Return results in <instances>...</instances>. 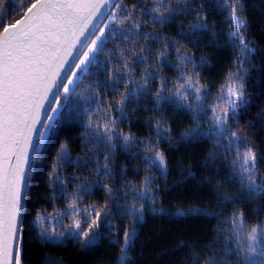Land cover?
<instances>
[{
    "label": "trees",
    "instance_id": "obj_1",
    "mask_svg": "<svg viewBox=\"0 0 264 264\" xmlns=\"http://www.w3.org/2000/svg\"><path fill=\"white\" fill-rule=\"evenodd\" d=\"M120 2L125 12L132 13L123 25L130 31L125 36L109 35L96 57L98 63L83 74L72 100L55 114L45 138L41 141L39 136V149L32 154L35 158L30 162L24 191L23 264H204L214 255L223 264H232L235 255L226 254V247L234 248L236 242L235 234L229 235L232 217L245 213L249 231L264 223V191L252 195L242 188L239 176L233 175L237 150H225L229 137L214 134L212 117L218 104L217 111L227 107L216 97L230 83L229 75L240 73L249 103L241 106L237 121L228 127L232 132L247 133L245 138L264 157V119L260 118L264 115V0H240L238 6L237 14L244 19L240 34L251 49L248 52L242 51L238 38L230 36L235 25L229 19V0H161L163 7L175 9L171 15L164 13L168 17L165 23L151 19L156 0ZM14 3L19 13L12 7ZM4 10L12 11L13 18L23 12L19 0H0V13ZM133 19L141 22L140 31L132 27ZM197 24L206 30L194 27ZM169 42L167 60L157 68ZM176 49L191 57L194 66L182 65ZM134 52L143 56L144 62L121 58V53L131 57ZM120 65L133 71L118 72ZM174 65L185 73H202L195 80L208 86L201 101L204 113L195 111L194 95L185 102L192 105L190 111L178 106L175 97L157 107L162 77L168 82L165 96L184 82ZM105 66L119 83L110 86ZM146 72L154 79L141 88ZM125 94L130 99L121 105ZM92 97L99 107L95 102L91 106L85 103V98ZM121 107L126 118L114 131L133 136L135 142L125 150L123 139H114L111 143L116 148L112 150L109 143L88 135L86 125L92 121L93 128L102 133L111 120L120 118ZM196 125L200 131L192 135L190 130ZM62 146H66V156ZM148 148L153 156L163 153L165 171L145 163ZM105 165L110 175L105 174ZM148 177L150 191L146 199H139L135 193ZM261 182L264 160L257 180ZM81 185L85 191H80ZM105 186L115 200L109 199ZM133 205L141 209L136 216L129 214ZM91 206L106 213L91 245H86L82 234L79 239L60 238L59 243L42 237V230L49 234L72 231L77 221L87 231L95 219L94 213L85 216ZM38 217L44 218L42 223H37ZM126 232L131 236L127 245Z\"/></svg>",
    "mask_w": 264,
    "mask_h": 264
},
{
    "label": "snow or ice",
    "instance_id": "obj_2",
    "mask_svg": "<svg viewBox=\"0 0 264 264\" xmlns=\"http://www.w3.org/2000/svg\"><path fill=\"white\" fill-rule=\"evenodd\" d=\"M229 2L232 4L229 19L235 25L230 36L239 39L244 46L242 51H251L245 43V36L240 34V29L244 25V19L237 14L240 0ZM19 3L23 12L18 18H13V12L9 10L0 13V264H23L22 225L25 212L24 183L29 174L27 166L35 158L30 154V150L40 147L34 137L39 135L43 138L46 134L38 125L45 129L51 126L50 121L55 118V114L61 112L72 100L83 74L92 64L98 63L96 57L104 50L109 35L113 37L127 35L130 29L124 28V21L132 17L131 12H125L120 0H28V3L19 0ZM12 7L19 13L20 9L16 8L15 3ZM151 11L153 13L151 19L154 22L165 23L168 17L164 13L171 15L175 9L163 7L161 0H156V6ZM132 27L140 31L141 22L133 19ZM194 27L206 30L203 24ZM146 37L156 39L152 34H146ZM166 49L162 54L163 59L157 61V68L162 67L167 60L171 42ZM146 50L150 51L141 49ZM176 52L182 65L194 66L195 62L191 57L180 55L179 49H176ZM121 58L125 61L135 59L144 62V57L138 56L135 52L131 57L121 53ZM173 67L180 72L179 79L184 82L179 87L168 90L170 96H165L168 82L162 77L161 87L157 92V107L165 100L175 97L178 106L190 111L192 105L185 102L191 100L194 95L195 111L204 113L206 109L201 101L208 94V86L201 85L195 80L202 73L189 74L179 66ZM104 71L109 74L107 66ZM117 71L128 74L133 69L120 65ZM237 76H241L239 81L236 79ZM151 79H154L153 74L146 72L142 78L141 88ZM228 79L230 83L226 84L216 97L227 107L222 112L217 111L219 104L217 109H213L214 134L219 138L225 135L229 137V144L225 150L228 152L234 148L237 150L236 160L233 162V175L239 176L242 188L255 195L264 191V182L257 183L260 164L264 157L255 151L254 144L245 138L247 133L242 135L239 132H232L228 127L230 122L237 121L241 106L249 103L242 75L233 73ZM115 83H119V80L114 74H109L110 86ZM226 96L228 99H225ZM128 99L130 96L125 94L121 98V105ZM93 102L99 107L96 97L85 98V103L89 106ZM119 111L120 118L111 120L109 122L111 126H105L102 133L93 128L92 121L86 125V132L102 143H109L112 150H115L116 144H112L111 141L123 139L124 148L127 150L133 145L135 138L114 131L116 125L126 118L123 107ZM260 118L264 119V115ZM190 131L195 135L200 131V126L196 125ZM157 135L160 136L159 131ZM63 147L66 146H62V155L66 156ZM240 149L246 151L241 153ZM145 151L146 164L162 172L166 170L163 153L157 152L153 156L150 148ZM104 171L106 175H110L107 165ZM97 174L99 175V170ZM150 184L151 177H148L144 187L135 193L136 197L146 199ZM105 190L109 193V199L115 200L112 190L107 186ZM80 191H85L83 185L80 186ZM71 207L75 210V204ZM140 211L141 209L133 205L129 214L136 216ZM93 213L95 219L88 225L87 231L82 229V222L77 221L72 231L49 234L42 230L41 235L44 239L59 243L62 242L60 238L67 236L79 239L82 234L86 245H91L103 215L106 214L96 212L95 206H91L90 210L85 211V216ZM245 215L241 212L232 217L229 235L235 234L236 242L234 248L226 247V254L235 255L232 264H264V223H257L249 231L245 226ZM43 219L38 217L37 223H42ZM130 239L131 236L126 232L125 245ZM204 264H223V260L214 255L205 260Z\"/></svg>",
    "mask_w": 264,
    "mask_h": 264
},
{
    "label": "water",
    "instance_id": "obj_3",
    "mask_svg": "<svg viewBox=\"0 0 264 264\" xmlns=\"http://www.w3.org/2000/svg\"><path fill=\"white\" fill-rule=\"evenodd\" d=\"M77 62H78V61H77ZM41 118L44 119L43 116H42ZM38 127L42 130V125H38ZM34 139L38 142L39 135H36V136L34 137ZM33 152H34V149H33V150H30V154H31V155L33 154ZM30 162H31V161H30ZM29 167H30V163H29L28 166H27V168H28V172H29ZM27 177H28V176H27ZM26 181H27V178H26L25 183H24V191H25Z\"/></svg>",
    "mask_w": 264,
    "mask_h": 264
},
{
    "label": "rangeland",
    "instance_id": "obj_4",
    "mask_svg": "<svg viewBox=\"0 0 264 264\" xmlns=\"http://www.w3.org/2000/svg\"><path fill=\"white\" fill-rule=\"evenodd\" d=\"M49 115H52L51 113L49 114ZM52 121V120H51ZM50 121V122H51ZM42 131H44L45 133H47V131H48V128L47 129H45L44 127H43V130ZM45 136H46V134L43 136V138H41L40 140L42 141L44 138H45Z\"/></svg>",
    "mask_w": 264,
    "mask_h": 264
}]
</instances>
